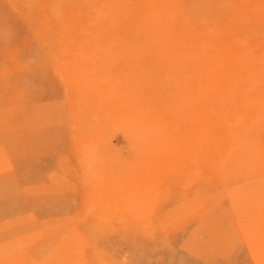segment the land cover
Returning a JSON list of instances; mask_svg holds the SVG:
<instances>
[{
	"label": "rangeland",
	"instance_id": "rangeland-1",
	"mask_svg": "<svg viewBox=\"0 0 264 264\" xmlns=\"http://www.w3.org/2000/svg\"><path fill=\"white\" fill-rule=\"evenodd\" d=\"M0 264H264V0H0Z\"/></svg>",
	"mask_w": 264,
	"mask_h": 264
},
{
	"label": "bare ground",
	"instance_id": "bare-ground-1",
	"mask_svg": "<svg viewBox=\"0 0 264 264\" xmlns=\"http://www.w3.org/2000/svg\"><path fill=\"white\" fill-rule=\"evenodd\" d=\"M163 2V1H162ZM134 5V4H133ZM160 11V10H159ZM156 10V12H159ZM142 13V11H139V15ZM172 19V18H171ZM137 19H135V21H131L130 26L128 28H126L127 30H125V32H123V38H128L127 40H144V41H149L152 39H156L158 40V38L162 37L164 34V29H163V25L165 24L163 21H160L159 24L156 25V27H151L149 30L147 29L145 32V36L140 38L139 36V31L141 32V23H139L138 21H136ZM152 20V19H151ZM150 23V22H149ZM146 28V26H144ZM127 36V37H126ZM167 39V38H166ZM161 40V38H160ZM196 59V58H195ZM211 63V62H210ZM212 65V64H211ZM210 66L208 67L207 65H203L198 63L197 64V73H200L201 70L206 69L209 70L207 72V74L205 75V77H202V79H200L199 84L201 85H205L208 88L210 87H215V85L217 86L218 83L216 81V78H213L211 75L212 73H216L219 74L221 73V70H218L217 67L215 68V65L211 67V70L209 69ZM220 69V68H219ZM205 71V72H206ZM223 71V70H222ZM226 73V72H225ZM201 74V73H200ZM202 75V74H201ZM200 76V75H199ZM225 76V75H223ZM222 76V77H223ZM221 77V76H219ZM218 78V77H217ZM224 78V77H223ZM228 78V77H227ZM221 79V78H219ZM229 79V78H228ZM220 84V83H219ZM199 86V87H200ZM204 86V88H205ZM218 87V86H217ZM207 88V89H208ZM206 89V90H207ZM210 91V90H209ZM196 92V91H195ZM207 93V92H206ZM214 93V92H212ZM208 99V98H207ZM212 99V98H211ZM208 101V100H207ZM210 101V100H209ZM208 104V103H206ZM212 106V105H211ZM196 126L198 128V134L201 131H206L209 134H217V129L215 128L214 124L212 123V119L209 117V115L207 113H205L204 111L201 112V110L199 109L198 112V117L196 119Z\"/></svg>",
	"mask_w": 264,
	"mask_h": 264
}]
</instances>
